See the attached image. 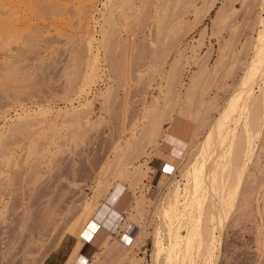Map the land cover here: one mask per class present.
I'll use <instances>...</instances> for the list:
<instances>
[{
	"label": "rangeland",
	"instance_id": "1",
	"mask_svg": "<svg viewBox=\"0 0 264 264\" xmlns=\"http://www.w3.org/2000/svg\"><path fill=\"white\" fill-rule=\"evenodd\" d=\"M150 1L140 3L134 0L132 8L125 10V19H122L120 12L113 13L115 28L111 42L108 41L110 45H107L110 50L108 56L111 52V58L104 59L102 50L100 51V70L104 75L95 80L90 89L88 88L87 94L81 92L80 95L72 96L70 101L67 100L65 92L72 70H82L80 64L85 54L82 36L86 31L94 33L97 43L95 44L99 47L101 33L98 23L102 22L100 17L101 13L105 12V0H0V131L5 127L0 140V264H38L64 234L71 233L69 226L80 213L83 201L91 198L97 181L104 176L101 174L103 166L112 158L114 149L123 145L132 125L142 122V110L145 111L149 101L162 87L169 64L178 50L185 49L186 61L182 64L183 70L179 71L175 86L184 91L199 59L204 58L206 66L211 67L219 46L226 39L233 36L235 39L232 37L231 43L236 45L233 46L235 48L253 29L250 22L252 12L249 9L251 0H246L244 6L242 1L238 0L235 3L237 13L231 18L232 22L228 20L227 24H212L211 21L224 0H216L209 11L201 12L196 22L194 8L200 6L202 0H191L192 5L190 0H167L171 19L169 25L174 26L176 21L183 20L187 22V26L184 33L182 31L179 35L182 38H176L178 40L173 34L175 27L172 29L170 26L165 30L167 36L164 35L163 40V37L161 38L163 43H156L154 47L150 42L154 33L155 1ZM175 13L180 14L181 18L173 16ZM200 34H203L202 43L196 47L195 53H192L190 46ZM172 39L176 41L172 42ZM161 44L170 45L168 51ZM229 52L226 53L228 58L225 56L228 59L225 58L226 63L232 60ZM112 59L116 63L115 66L120 64L121 69L117 68L116 72L121 70V77L117 78V74L113 75L107 70L106 62ZM223 71L207 73L208 76L206 73L200 75V88H208L211 94L217 92L219 101L228 94V85L235 75L240 73L238 67L234 75L230 76L231 79L223 78L225 83V80L220 79L223 77ZM106 75L111 79H107ZM105 86H110L112 93L110 92L111 97L109 95L108 101L100 107L101 92ZM15 90L17 92H14ZM88 98L92 104L86 117L89 125L85 124V120H81L79 126L62 123L59 113ZM39 105L47 106L51 110L48 122L22 127L23 129L7 128L15 113L20 112L22 108L32 112ZM196 106L195 103L192 104V108ZM174 110H177L176 106ZM182 124L189 131L194 122L183 117ZM176 130L177 127L168 128L170 133L172 131L177 134ZM162 137H158L157 147H165ZM182 138L186 139L185 134ZM183 143L185 144L186 140ZM144 147L145 152L136 159L144 161L145 158L144 162L150 168H147L138 187L133 190L126 181L124 184L112 181L113 187L100 199L101 206L112 209L111 215L113 214L117 223L110 230L112 236L109 238V250L97 248L92 261L97 257L106 256L108 264L114 262L116 254L125 248L123 244H130L136 231L143 230L146 235L141 242L133 246L134 255L141 257L143 264H151V233L158 220L151 208L159 204L157 202L165 193L163 180H170L169 177L173 175L178 177L176 166L179 159H169L170 165L166 162L162 168H154L153 165L161 161L156 156H164L156 153L154 145ZM2 154H10V157L5 161L1 157ZM261 160L264 162V157H261ZM108 178L110 179L109 176ZM262 186L252 192L245 212L238 210L229 215L222 231V242L215 264H264ZM119 187L122 188L119 196L109 203L107 197ZM141 194L146 198L142 203L143 207H140L138 221H129V224L124 226L126 216L133 210L135 196L140 198ZM74 235L78 240L77 235Z\"/></svg>",
	"mask_w": 264,
	"mask_h": 264
},
{
	"label": "bare ground",
	"instance_id": "2",
	"mask_svg": "<svg viewBox=\"0 0 264 264\" xmlns=\"http://www.w3.org/2000/svg\"><path fill=\"white\" fill-rule=\"evenodd\" d=\"M138 1L144 3L150 0ZM154 1V33H152L153 37L150 42L152 46L156 43H163L165 30L172 26L169 25L171 19L169 18L168 2L170 0L168 2H166L167 0ZM188 1L185 2L188 3ZM215 1L202 0L200 6L195 7L194 5V21L196 22L199 19L202 11H209ZM237 1L224 0L222 6L219 7L215 16L211 19L212 24H223L228 20L232 22L231 18L237 13L235 6ZM240 1H242L241 3L244 6L246 0ZM190 2L192 5L191 0ZM133 4L134 0H105L103 3L105 12L101 13L100 17L102 22L98 23L99 21H97L98 27H100L99 33H101L99 47L98 45L96 46L94 33L86 31L82 36L84 38L83 50L85 52L83 61L80 59L82 61V64H80L82 70L74 68L69 74L65 92L67 100H70L74 95H80L81 92L87 94L95 80L104 75L103 71L100 70V59H102L100 51L102 50L104 59L111 58V52H109L108 56V51H110L108 49L110 44L108 43L111 42L110 38L113 28H115L113 13L115 11L117 13L120 12L122 19H125L127 17L125 10L131 9ZM249 9L252 12L250 21L252 22L251 25H253L252 31H249L250 33L246 34L243 37V41L241 40L235 48H233L235 44L231 43L234 37L230 36V39H226L219 46L217 57L211 67L208 68L206 66L204 58L199 59L196 69L192 72L187 85L184 87V91L177 89L175 83L177 82L179 71L183 70L181 69L182 64L186 61L185 49L176 52L169 64L162 87L157 95L153 96L149 101L145 111L142 110L144 112L142 122L140 124H136V122L133 124V121L130 123L133 125L130 128L128 137L123 145H118L114 149L112 158L106 161L107 163L103 166L101 174L104 176L97 181L93 195L83 201L84 203L82 202L80 213L78 212V216L70 224L69 232L76 234L78 240L67 262L70 263L77 258L82 245L80 236L83 235L90 237V242L97 247L108 249L109 238L112 236L110 230L114 228L117 222L115 223L113 214L111 215L112 209H108L105 205L101 206L100 199L102 195L113 187L112 181H119L123 184L126 181L128 186L135 190L134 188L138 187L139 181L145 175L147 168H150L144 162L145 158H142L144 161L136 159L141 153L145 152L144 146L154 145L156 153L163 155V145L162 147H157V143H159L158 137L166 134L170 126H179L178 123H182L183 117H186L188 120L189 118L192 119L194 125L189 130L188 139H185L186 143H183L178 156L179 162L176 170L179 175L178 177L175 175L169 177L170 180H163L165 193L159 201L157 200L159 204L155 206L154 203L155 207L153 208L152 206L151 208V211L157 215L158 220L151 233L153 249L150 261L151 264L216 263L220 242H222V231L225 224H227L229 215L234 211H244L250 201L252 192L254 190L256 192V189L262 186V182H264V162L261 160V157H264V0H251ZM8 13L11 12L8 11ZM177 14L175 13L173 16L181 18L180 14H178L180 17ZM186 26L187 22L183 20L175 22L174 26H172V29L175 27V32L173 33L175 39L181 37L179 35L182 31L184 33ZM231 34L233 35L234 32ZM202 38L203 34H200V37L194 41L195 43L191 44L190 50L192 53H195L196 47L201 45ZM109 40L110 42H108ZM174 40L172 39V42ZM161 45L163 46L164 44ZM167 45L165 44L163 47H166L165 50L168 51L170 45ZM151 49L154 48L151 47ZM227 50L231 52L229 54H231L232 58L228 63H226L227 61L225 62V58L229 56H227ZM108 61H105L108 64L107 70H110L109 72L113 75L117 74V78L121 77V70H119V73L116 72L118 71L117 68H120V64L115 66L116 63L113 59L110 62ZM236 67H239L240 73L235 75L231 84L228 85L229 88L226 86L229 89H227L228 94L222 97L220 101L217 92L211 94L208 88H200V75L202 73H206L205 75L208 76L207 73L215 74L219 70H224V75L220 72L221 76H223L220 79L225 78L227 80V77L230 78V76L234 75ZM222 68L225 69L222 70ZM101 71L102 73H100ZM109 72L108 74H110ZM106 76L107 79H111L110 76ZM116 77L112 78L115 79ZM217 77H219L218 74ZM211 81H213L212 78ZM221 85L223 84L221 83ZM198 88L200 90L197 91ZM14 92L17 91L15 90ZM110 92L111 87L105 86L104 91L101 92L102 101L100 102V107L108 101V96L112 93ZM193 103L197 105L195 108H192ZM91 105V99L89 100L88 98L82 102L78 101V105L73 106L69 110H63L59 113V116H62V123L68 126H79L80 121L85 120L87 125L86 117L91 111ZM175 106L177 107L176 111L174 110ZM211 110L213 113H211ZM50 112L51 110L43 105L37 106L32 112L22 108L20 112L15 113V117L11 119V123L7 128L31 127L35 124L48 122ZM3 129L1 130L3 131ZM2 131H0V140L4 132ZM3 154L1 157L6 161L10 154ZM166 162L167 165L171 164L170 161ZM121 189V187L115 188L107 197V201L112 203L119 196ZM133 194L135 195V191ZM140 196V198L135 196V204L134 206L132 205L133 210L126 216L127 220H124V226H127L129 221L138 219L137 217L141 212L140 207H143L142 203L145 200L144 198H146L142 194ZM262 209L264 214V204ZM46 223L48 224V222ZM143 224H145V221ZM123 225L122 227H124ZM145 235L146 233H143V230L136 231V235L130 241L131 243L123 244L125 248L116 254L114 262L111 263L143 264L141 257L137 258L134 255L133 246L141 242ZM92 262L95 264L109 263L106 256L97 257Z\"/></svg>",
	"mask_w": 264,
	"mask_h": 264
},
{
	"label": "crops",
	"instance_id": "3",
	"mask_svg": "<svg viewBox=\"0 0 264 264\" xmlns=\"http://www.w3.org/2000/svg\"><path fill=\"white\" fill-rule=\"evenodd\" d=\"M178 125L179 126H177L176 130L177 134L171 131V133L167 132L163 135L165 140V147H163L164 157L156 156L157 159H161V161L159 164L153 165L154 168H162L163 166H165L166 161H170L169 159L179 156L183 142L185 141L182 136L184 137L185 134L187 139L189 131L188 128H184L182 123L179 122ZM182 126L184 129H182ZM180 128L183 132L180 131ZM115 212L118 213V211L116 210ZM80 237L82 239V245L77 258H75L74 261L70 263L67 262L77 238L74 234L67 233L64 234L57 241V243L47 251V253L42 257L38 264H94L92 262V256L96 253L97 248L100 247H97L96 245H94V243L90 242V237L88 238L87 235H83Z\"/></svg>",
	"mask_w": 264,
	"mask_h": 264
}]
</instances>
